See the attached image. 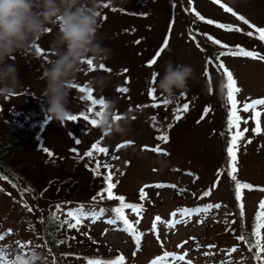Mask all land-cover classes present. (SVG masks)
I'll return each instance as SVG.
<instances>
[{
	"label": "rangeland",
	"instance_id": "374dc122",
	"mask_svg": "<svg viewBox=\"0 0 264 264\" xmlns=\"http://www.w3.org/2000/svg\"><path fill=\"white\" fill-rule=\"evenodd\" d=\"M106 1L108 3L103 2L96 6L100 13L97 39L111 50V55L104 62L105 69H100L94 64L95 70L86 71L89 66L82 65L83 70L78 74L75 84L82 87L91 78L104 77L106 83L103 91H93V97L114 100L117 115L127 114L135 117L129 122L127 134L106 136L97 126L82 118L77 121L67 120L63 125L48 119L47 99L42 95L46 82L41 77L45 67L55 58L52 45L59 32L58 24H49L50 31L36 41L34 48L22 50L14 54V59L8 61L15 63L18 68L21 87L16 95L7 100L0 97V129L12 123L15 130L29 134L49 149L55 159H64V164L81 182L85 177L88 180L87 170L91 171L97 160L101 162L99 178L108 171L103 167L105 162L113 165V182L119 181L113 192L116 195H123L126 203L143 204L142 217L133 213L131 209L125 210L128 219L134 224L137 219L140 220L136 227L143 236L137 250L132 235L121 230L122 226L109 225L105 222L107 218L104 220L100 218L95 223L90 219L84 220L81 226L91 235L92 241L101 243L105 252H112L108 259L122 254L126 264H144L160 257L165 251L176 254L187 251L186 260H191L192 264L222 262L256 264L257 261L249 255L250 252L242 241L237 240V251L231 254L230 259L227 250L232 248L230 243L234 242V234L241 232V229L253 230L255 218L253 211L259 210V203L264 199V191L259 188L242 190L244 217L241 218L237 212L239 208L236 209L234 204L232 190L235 194V186H232L233 180L228 174V157L224 151L230 139L227 130L230 105L226 102V89L220 91L221 82L223 84L226 82L225 76L219 73L215 66L208 64L211 76L209 85L208 78L204 75L206 63L201 49L193 41V31L195 30L204 47L213 49L215 46L208 43L209 40L204 33L213 34L227 42H242L261 55H264L263 41L258 38L259 35L253 28L254 32L243 26L241 33L237 34L213 26L216 24L209 25L198 20L191 11L192 8L206 20L215 19L213 21L226 25L243 23L237 17L231 19L213 0ZM220 1L241 13L256 27L264 28V0ZM93 4L94 1L86 5L94 6ZM105 4L108 6L105 7ZM248 32H253V36H248ZM166 37L169 38L168 47L157 59V63L149 67V60L155 56ZM37 47L41 49L40 53L37 52ZM234 47L235 45L232 48ZM220 49L223 48L218 45L215 52L219 54ZM210 52L211 48L207 54ZM169 60L174 64L191 65L195 70V79L189 80L187 89L176 90L172 96L163 94L158 88V80L163 76L166 62ZM221 60L233 73L237 86L241 89L237 94L238 108L242 109L245 102L264 98V61L232 55H225ZM124 69H127V72ZM153 73L157 74L155 84L152 83ZM121 88H127L128 92L118 91ZM151 88L156 89L155 100L149 97ZM84 97L86 94L79 92L77 88L71 89L68 105L71 114L78 115L83 107H87L89 101ZM164 99L172 102L164 105ZM184 103L189 104V110L182 113L181 119L177 121L174 118L175 109L182 107ZM206 106L210 108L207 115L204 114ZM97 108L98 105L95 111ZM258 110L262 111L260 117L262 132L259 135L252 132V128L255 127L253 112L251 110L247 113L239 112L240 130L247 127L249 131L239 142L238 171L234 173L237 180L249 183L253 187L254 184H264V106H258ZM153 116L156 117L155 120L152 119ZM245 120L248 121L247 124L244 123ZM169 124L172 125L170 129ZM164 132L169 135L166 144L156 139ZM77 140L80 142L77 143ZM249 140L251 143H248ZM97 141L100 142V147L108 148V155L94 152L92 158L84 157L83 154ZM127 141L133 143L125 144ZM157 144H160L169 155L164 156L144 147L148 146V149H151ZM118 145L125 146L117 150ZM113 156L119 159H112ZM36 160V157H33L32 162ZM221 161H226L227 164ZM116 169H119V172L115 171ZM91 172L93 174V171ZM94 177L98 179L96 175ZM214 178L217 179L216 183ZM40 184L37 182L40 190L28 184L18 193L12 183L0 178V234H5L4 239L0 240V252L6 247L9 254H17L19 250L16 242L30 241V250L37 248L46 254L45 248L36 247L42 245V237L35 218L39 208L44 207L37 197V192L41 199L47 197V200L51 193L48 189L44 190V185ZM157 184L165 187L146 188L147 198L141 201L140 188L144 185ZM171 185L176 187H170ZM209 185L212 186L207 189L211 190L209 196L198 194L204 193ZM51 186L54 191L58 189L56 184ZM29 187L32 191L26 190ZM85 188L80 191L83 192ZM64 193L67 195L65 197L67 203L47 205L53 212H56V206L60 205L59 213L66 214L82 198L78 196L81 192L75 193L72 188ZM22 200L25 201L24 206ZM217 203L221 204L219 209L199 215L193 214L190 218L184 217V222L174 228H166L164 224L158 223V236L152 230L156 216H160L163 221H169L172 219L171 213L178 210ZM91 206L93 205L85 207ZM29 207L33 209L31 212L28 211ZM176 218L180 219V216ZM9 229L11 232H8ZM230 229H233L232 235ZM192 237L195 239H190ZM185 241L188 243L185 244ZM181 244L184 246L178 247ZM197 245H200L199 249ZM208 245H215V248L209 249ZM30 250L26 249L25 252ZM206 251H211L214 255L206 257L203 255ZM168 264H171V257L168 258Z\"/></svg>",
	"mask_w": 264,
	"mask_h": 264
},
{
	"label": "clouds",
	"instance_id": "9594fccd",
	"mask_svg": "<svg viewBox=\"0 0 264 264\" xmlns=\"http://www.w3.org/2000/svg\"><path fill=\"white\" fill-rule=\"evenodd\" d=\"M98 11L87 6L83 0H0V97L6 100L16 95L21 87L19 70L14 54L35 47L36 41L49 32V24H58L59 32L52 45L53 60L45 67L42 79L46 82L42 95L46 97L49 120L61 125L68 120L71 111L69 95L82 65L91 60L97 67L104 64L111 50L97 39ZM195 79L191 65L166 62L164 74L158 80V88L163 94L172 96L176 90L184 91L188 82ZM106 80L94 77L87 82L92 91L102 92ZM220 91H224L223 82ZM97 127L106 135H126L133 117L125 114L117 116L116 102L104 98L103 106L98 105ZM13 264H46L44 254L33 248L26 254L14 255Z\"/></svg>",
	"mask_w": 264,
	"mask_h": 264
},
{
	"label": "snow or ice",
	"instance_id": "6c2138e0",
	"mask_svg": "<svg viewBox=\"0 0 264 264\" xmlns=\"http://www.w3.org/2000/svg\"><path fill=\"white\" fill-rule=\"evenodd\" d=\"M191 2V0H190ZM105 7L108 5L105 4ZM225 7V10L228 12H232V14L235 16L236 13L232 11L230 7ZM115 10V9H113ZM191 11L195 13V16L198 20L204 21L205 23L212 25L216 24L218 28L225 29L227 31H236L241 32L242 29L239 27H233L232 25H226L223 23H218L216 21H213L211 19H205L204 16H202L199 12L195 10V8H192ZM98 15L100 13L98 12ZM106 19V17H104ZM239 20L243 21L245 25H249V27L255 29V32L259 34V39L261 41H264V28H258L253 24H250L247 19L244 18V16H238ZM50 31V29H49ZM204 35L207 37L209 41L212 43L219 45L223 49H230V46L227 44L222 43L219 39H215L213 36L204 33ZM248 36H253V32H248ZM195 39V37H193ZM136 43H139V41H136ZM169 45V38L166 37L162 43V45L159 47L157 52L155 53V56L149 60L148 66L151 67L157 63V59L161 56V54L164 52V50ZM197 47H200L199 43H197ZM37 52L40 53L41 49L37 47ZM225 55H232V56H244V57H251L252 59H259L264 61V55H261L259 52L255 50H246L242 46H236L235 49H230L228 52L221 51L218 55L215 56L213 59L211 56H209L208 61H206L205 71L204 75L208 78L209 85H211V76L209 74L208 70V64H212L215 66L218 70L223 69V74L225 76L226 82L223 84V87L226 89V102L228 105H230L229 112H228V119H227V130L230 136V139L228 140L227 147H226V153L228 157V166H229V176L230 178L235 181V198L238 201V208H239V216L241 218L244 217V204H243V196H242V190L243 189H249L251 190L253 188V185L249 183H243L237 180L234 173L238 171L237 169V152L239 150V142L244 138L245 133H247L249 130L247 127H245L242 131L240 130V121L241 116L239 115L240 111H243L245 113L249 112L250 110L253 112L252 119L255 122V127L252 128V132L256 135L261 134L262 128H261V120L260 117L262 115V111L258 110V106H264V98L251 100V102H245L243 104L242 109L238 108V100H237V94L241 92V89L237 86V81L233 76V73L225 66L223 61L221 60V57ZM89 66V71L95 70V65L91 60H88L86 63ZM100 69H105V65L101 64ZM107 71H111V69H107ZM125 72H127V69H124ZM156 73H153L152 83L155 84L156 82ZM73 88H77L79 92L85 93L86 98L88 101H90V104L83 110L80 111V113L72 114L68 117L69 121H77L78 119H83L86 122H90L93 126H97V120L95 119V116L98 115L95 111V108L97 105L103 106L104 104V98L101 97L99 99H96L93 97V91L88 88L87 84L84 86H78L77 84H73ZM118 91L126 93L128 92L127 88H121L118 89ZM156 92L155 88H151L149 90V97L152 100L156 99V96L154 93ZM172 101L169 99H164L163 104L167 105L171 103ZM139 107V106H137ZM153 107H156V105H153ZM189 110V104L184 103L182 107H177L175 109V119L179 121L181 119L182 113L187 112ZM210 111L209 107H205L204 114L207 115V113ZM115 119H121V115H117L114 117ZM135 119V117H133ZM153 120L156 119L155 116L152 117ZM247 120L244 121L245 124H247ZM169 129L172 127L171 124L168 125ZM235 129V131H233ZM157 140L163 141L165 144L169 141V135L164 132L161 135L156 137ZM77 143L80 141L77 140ZM133 141H127L125 144H132ZM248 143H251V140L248 141ZM125 145H118L117 150H119L120 147H124ZM146 150L153 151L155 153H160L164 156H168L169 153L165 151L160 144H157L155 147L148 149V146H144ZM43 151H45L49 156H52L53 153L49 151L46 147L43 148ZM95 153H103L104 155H108V148L106 147H100V142L97 141L92 145V148L88 151H86L83 156L92 158ZM83 158V157H81ZM112 159H119V157L113 156ZM87 167V165H86ZM103 167L107 169V174L102 177L105 187L101 188L99 192L96 193L95 196H93L91 199L93 202H99L103 200H116L119 201V204L111 207H85L84 204L79 205L76 208L69 209L66 213V218L63 220H60L57 213L60 211V205L56 206L57 211L51 212L49 211V222L57 225L58 229L63 228L65 225L68 229H76L79 231V225L82 224L84 220H91L92 223H95L97 220H99L101 217H105L108 212H111L113 215L106 219V223L109 225H121V230L128 232L132 235L134 238L137 250L140 248V241L142 239L143 233L139 232L137 229V225H139L140 220L137 219L135 221V224L128 219V216L125 213L126 209H131L133 213H136L138 216L142 217V213L144 211L143 204H134V203H126V198L123 195H116L113 192V189L117 187V184L119 181L117 180L115 183H113V165L105 162L103 164ZM101 162L99 160L96 161L95 167L91 169L93 171V174L96 176H100L101 172ZM115 171L119 172V169H116ZM219 174V173H218ZM123 175V173H121ZM189 175H192L189 173ZM0 178H7V177H0ZM150 187H156L161 188L165 187V185L157 184V185H144L140 188V200L143 201L147 198V193L145 191L146 188ZM170 187H176L175 185H171ZM215 187V185L213 186ZM27 191H32V189L29 187L26 189ZM261 191H264V188L260 189ZM106 193V195H105ZM211 194V190L205 191L203 193V196H209ZM99 198V201H98ZM221 207V204H209L205 205L203 207H197L193 209H182L178 210L177 212L171 213L172 219L169 221H163L160 216H156L154 218V222L152 225V230L154 232L159 233V229L157 227L158 223L164 224L166 228H174L176 225L181 224L184 222V217H191L193 214L199 215L200 213H208L211 212L213 209H219ZM33 209L28 208V211L31 212ZM180 216V219H177V216ZM43 222V221H41ZM201 223L203 221H200ZM235 223V221H233ZM262 229H264V199H262L259 203V211L256 213L254 222H253V230L250 233H241L236 237L238 241H242L245 244L248 245V250L252 251V249H255L256 251L253 253V258L257 262H261V264H264V255H261L264 253V234H262ZM8 232H11V229L8 230ZM5 234H0V240L4 239ZM72 239H75V237H72ZM190 239H195L194 237ZM55 243L58 244H64L66 243L65 240H59ZM185 244L188 243L187 241L184 242ZM17 249L20 252H25V250H30L31 242L21 243L19 241L16 242ZM47 246V244L45 245ZM184 244L178 245V247H183ZM36 247H40V245H36ZM197 249H199L200 245L196 246ZM209 249L215 248V245H208ZM49 253L51 254L52 249H48ZM237 251V247H232L231 249L227 250V256L230 259L231 254ZM8 253L0 252V264H13V261H7L5 258L7 257ZM64 255H68V253H65ZM135 255V252L133 253ZM204 256H213L214 253L211 251H206L203 253ZM188 256V252L185 251L183 254H176V253H169L165 251L160 257H157L153 261L150 262V264H168V258L171 257V264H178V262H184V264H192L191 260H186V257ZM87 259V258H86ZM52 264H56L55 257L53 258ZM87 264H126L125 257L121 254L118 257L111 258V259H87ZM224 264V262H222Z\"/></svg>",
	"mask_w": 264,
	"mask_h": 264
},
{
	"label": "trees",
	"instance_id": "16d2710c",
	"mask_svg": "<svg viewBox=\"0 0 264 264\" xmlns=\"http://www.w3.org/2000/svg\"><path fill=\"white\" fill-rule=\"evenodd\" d=\"M92 1H94V7H96L98 4H102L103 2L108 3V1L106 0H83V2H85L86 4H90ZM195 40L197 42L196 38ZM212 44L215 46V49L218 48V45L214 43ZM242 47L245 48L244 46ZM210 48L211 52L210 54H207L210 51ZM210 48H206V52L203 58L205 63L206 61H208L209 56L214 59L215 56L218 55L215 52V49H213L212 47ZM245 49L248 50L247 48ZM223 50L224 49H220L219 52ZM88 69L89 67L86 71H88ZM215 69L217 68L215 67ZM89 104L90 101L88 102V105ZM82 109L85 108L83 107ZM34 140L35 138H32L29 134H26L24 131L15 130L12 123H9L7 126L2 127L0 129V175L7 177V179L12 184H14L19 193L22 190L21 188L24 187V185L27 187L28 184L31 185L32 188L36 187L38 190H40V187L38 186L39 184L37 185V182L41 183L40 185H44V190L48 189L50 191L51 194L48 196V200L46 199L47 197H43L41 199V197H39L40 194H38L37 192V197L39 198V200H41L42 204H44V207L46 208L44 209V207H40L38 215L35 218L40 228L39 234L41 233L42 237L43 246L40 245V247L42 249L45 248L46 250V254L44 255L46 259V264H52L54 257L56 259V264H87V259L96 258L107 260L112 255V252H105L102 249L101 243L98 244V242L92 241L91 235H89L88 231L85 228L83 229L81 225L78 226L79 231H77L76 229H68L66 225L63 228L58 229L57 225L50 223L49 211L53 212V210L49 209V207L47 206L49 203H67L68 201L66 202L65 200V197L67 195L64 193V191H68L71 188L75 193L81 192L78 194V196L82 197L77 201L78 204H76L74 208L78 207L81 204H84L85 206L93 205L97 206V208H111L116 206L119 201L115 200L113 202L112 200L107 199L99 201L98 198L99 202L97 203L93 202L91 199L93 196L96 195L97 192L101 190V188L106 186L102 177L107 173H104L100 178L99 176H97L98 179H96L92 172L90 170H87L89 178L87 180V177H85L86 180L82 179L81 182V180L77 179L73 172L69 170L68 167L64 164V159L61 158V160H57L53 157V155L49 156L45 151H43V148H45V146L40 144L39 141ZM28 152L30 154H28ZM33 157H36L37 159L34 163L32 162ZM221 163L227 164L226 161H221ZM38 173L39 175H37ZM37 179L40 180L38 181ZM216 181L217 179L214 178L215 183ZM54 184H56V186L58 187V189H56L55 191L51 186ZM211 187L212 186L209 185L208 188L204 190V192L209 191L207 189H210ZM84 188L85 190L83 192L80 191ZM253 188H264V184H254ZM234 204L236 207H238L237 200H234ZM237 212L239 213L238 209ZM257 212L258 209L254 210V214H256ZM57 215L59 216L60 220L66 218V214H61L58 212ZM112 215L113 214L111 212H108L105 217L101 218L104 220L106 218L111 217ZM117 226L121 225L118 224ZM230 231V235H232L233 229H230ZM242 232L247 234L252 232V230L248 231L241 229V232H237L236 234H234L235 239L232 237L234 239V242L230 243V246H235L238 248V241L236 237ZM72 237H75V239H72ZM59 240H65L66 243H55ZM46 244L47 246H45ZM244 246L248 250V245L244 243ZM49 248L52 249L51 254L48 251ZM5 250H7V248ZM255 251V249L249 251V255L252 258L253 253ZM65 253H68V255H64ZM257 264H260V262H257Z\"/></svg>",
	"mask_w": 264,
	"mask_h": 264
}]
</instances>
